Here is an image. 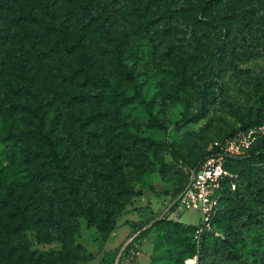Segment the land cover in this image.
<instances>
[{"label":"rangeland","instance_id":"rangeland-1","mask_svg":"<svg viewBox=\"0 0 264 264\" xmlns=\"http://www.w3.org/2000/svg\"><path fill=\"white\" fill-rule=\"evenodd\" d=\"M52 1L64 40L40 23V0H12L17 13L0 14V264H84L89 253L106 254V230L73 215L68 181L50 178L40 139L49 126L89 213L106 217V201L114 216L133 200L126 211L147 215L121 264H264L257 166H233L223 212L203 242L169 217L149 227L184 185L185 166L255 117L264 93V0ZM34 7L37 18L25 22L23 8ZM89 74L142 100L113 102L106 88L100 102L79 103L101 90ZM260 117L263 136V110ZM13 163L22 164L25 183L9 194L1 183ZM179 218L197 224L201 213Z\"/></svg>","mask_w":264,"mask_h":264},{"label":"trees","instance_id":"trees-1","mask_svg":"<svg viewBox=\"0 0 264 264\" xmlns=\"http://www.w3.org/2000/svg\"><path fill=\"white\" fill-rule=\"evenodd\" d=\"M52 0H40L39 3V7L38 9L41 11V22L43 23L46 27V29H48L49 31L53 32V33H57L59 36H62L63 40L65 37V33H66V28H65V24L63 21L58 22L54 12H53V6H52ZM24 13H22V19L28 23V21H33L34 18H37L36 16V8H28L25 9L23 8ZM17 8L13 5L12 0H7L6 4H4L3 6L0 5V14H12L13 13H17ZM15 16V15H13ZM64 46L67 49V44L64 42ZM217 50H213L209 53L208 57H207V62L204 63L201 67H199L197 69V72L200 73L202 70H204L205 68L208 67L211 59L215 56ZM125 73L128 75V77L131 78L130 72L127 69H124ZM87 82L92 86H98L101 88V90L96 93H85L80 95V97L77 99L79 103L82 102H94V103H98L102 100V98L105 97V92H106V88H109V97L113 102H120L123 104H128L130 102H132L134 99H141V94L136 91L134 96H131L129 94H127V92L116 88V87H112L109 80L105 77H98L95 74H89L86 77ZM135 87L137 88L136 83ZM142 100V99H141ZM146 106L147 109L150 110L151 109V105L150 103H146L145 101H143ZM29 108L35 112H37L38 107H33V106H29ZM263 110L264 111V93H262L259 97V107L256 109V115L253 119L247 120L245 122V125L237 130L232 131L231 133L225 135L224 137H222L221 139H225L227 137H230L232 135H234L235 133H237L240 130H247L251 127L254 126H259L260 122H261V117H260V111ZM259 123V124H258ZM51 131V127H48L47 132H45L44 134H40V139L42 140V142L47 146V160L49 165L51 166V168H53V170L50 173V178H54L57 180H61V181H68V194H69V204L71 207V213L73 215H77V216H83L86 215L88 221H95L97 222V224L102 227L104 230H106V237L107 238L108 234L117 227L116 225V219L118 216H120L121 214H123L124 212H126L127 207L132 205V201L131 202H127L124 206V212L123 213H119L116 215H112V213L107 209V202H104V208L106 210V217L101 218V219H96V217H94V215L92 213H89L87 210V208L84 206L83 201L80 198V190H81V186H82V182L80 178H75V177H71L69 175V173H67L66 170V165H65V159L63 154L61 153L59 146L57 145L56 140L53 138V136L50 134ZM219 139V140H221ZM171 150L180 155L182 157V153L179 149V144L177 143H173L170 146ZM214 151V149H211L208 153L207 156L209 154H211ZM207 156H205L204 158H202L199 162L195 163V164H188L185 166V173H186V181L184 183V185L181 187V189L179 190V192L173 196L176 197L181 190L184 188V186L186 185L187 181H188V169L191 167H195L197 165H199ZM236 164H242L244 167H254L257 166L258 168H260L261 170H264V135L261 136L260 138H258V140L255 142V144L248 150L247 154L242 157V158H230L227 161V167L232 171V168L234 165ZM23 167L21 163H13L11 165V169L8 173L7 176V182H2L1 186L9 193H13L16 188L22 184L25 183L24 181V174H23ZM236 174V173H235ZM237 175V174H236ZM236 177V176H235ZM48 178V177H47ZM49 179V178H48ZM235 178H226L225 183H224V187H223V194H222V204H221V208L219 209L217 215L215 216L212 226L214 228V223L215 221L218 219L219 215L223 212V208H224V201H225V195L226 192L230 189L231 185L233 184ZM167 206V205H166ZM17 209L19 210L21 207L20 205H16ZM166 208V207H165ZM164 208V209H165ZM164 209L161 211V213L159 215H156L154 220H152V224L149 225L152 226L155 223H159L164 219H167L168 217H170V215L165 214L164 216H162V212L164 211ZM24 210V209H23ZM153 216V215H151ZM162 216V217H161ZM167 219V220H171L169 221L170 223L174 224V226L177 227H182L183 229H188L189 231H192L193 233V237L196 239L195 237V232L197 229V225L196 224H187L185 222H183L181 219H176V218H171V219ZM172 220H176L175 222H172ZM178 221V222H177ZM150 224V223H148ZM136 226V225H135ZM144 226L141 227L140 224H138V227L136 226V228H134V233L139 231L141 228H143ZM148 228V227H147ZM142 229L140 230L135 237L129 242L127 243L120 255L119 261L117 264H121L122 259L127 255V252L129 251L130 247L132 245L131 242L133 240H137L141 237V235L143 234V232L147 229ZM213 231H208L206 233H204V235L202 236L201 241L203 242L207 235H210ZM120 249H117L114 252H106L105 256L107 255H113V258L111 260V263L109 264H113L114 263V259L116 258V255L119 253ZM94 258V253H89L88 258L85 259L86 262L84 264H87L90 260H92ZM106 260V259H105ZM105 261L103 260V263ZM108 264V263H106Z\"/></svg>","mask_w":264,"mask_h":264},{"label":"built area","instance_id":"built-area-1","mask_svg":"<svg viewBox=\"0 0 264 264\" xmlns=\"http://www.w3.org/2000/svg\"><path fill=\"white\" fill-rule=\"evenodd\" d=\"M258 127L240 130L216 141L212 147L214 151L199 165L188 169L186 185L176 197L169 199L162 216L168 213L171 218L179 219L180 211L196 210L201 213L200 221L196 224V239L201 241L204 233L212 231L213 220L221 208L225 180L236 176L227 167V161L247 154L261 137Z\"/></svg>","mask_w":264,"mask_h":264},{"label":"crops","instance_id":"crops-1","mask_svg":"<svg viewBox=\"0 0 264 264\" xmlns=\"http://www.w3.org/2000/svg\"><path fill=\"white\" fill-rule=\"evenodd\" d=\"M137 214H134L133 212L126 211L123 214H121L120 216H118L116 219L117 227L115 229H113L108 234V236L104 242L103 248L106 252H110V251L114 252L117 249H120L119 253L116 255V258L114 259L113 264L118 263L124 246L127 243H129L140 230H142L144 228V227L141 228L139 231H137L135 233L133 232L134 228H136V226L138 227V224H143L142 223L143 218H146V216H147L144 212H142V214H138V215ZM104 256H105V254L103 255V257ZM103 257H96V254H94V258L92 260H90L87 264H101L103 262ZM121 263H123V260Z\"/></svg>","mask_w":264,"mask_h":264}]
</instances>
